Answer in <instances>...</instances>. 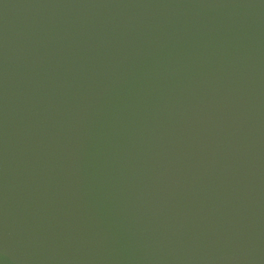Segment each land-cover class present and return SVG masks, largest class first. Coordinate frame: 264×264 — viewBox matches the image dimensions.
I'll list each match as a JSON object with an SVG mask.
<instances>
[{
    "label": "water",
    "instance_id": "95a60500",
    "mask_svg": "<svg viewBox=\"0 0 264 264\" xmlns=\"http://www.w3.org/2000/svg\"><path fill=\"white\" fill-rule=\"evenodd\" d=\"M0 264H264V0H0Z\"/></svg>",
    "mask_w": 264,
    "mask_h": 264
}]
</instances>
